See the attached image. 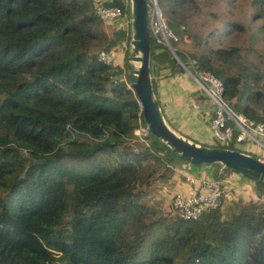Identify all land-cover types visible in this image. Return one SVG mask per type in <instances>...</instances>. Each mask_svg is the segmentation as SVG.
Here are the masks:
<instances>
[{
    "label": "trees",
    "instance_id": "16d2710c",
    "mask_svg": "<svg viewBox=\"0 0 264 264\" xmlns=\"http://www.w3.org/2000/svg\"><path fill=\"white\" fill-rule=\"evenodd\" d=\"M124 1L0 0V264H264V203H220L186 220L151 195L183 159L151 133L136 135L146 124L125 56L98 59L129 36L109 35L96 7ZM157 1L176 53L191 45L187 66L221 80L235 112L264 122V71L221 45L244 22L225 13L207 32L209 13L194 35L188 19L206 0ZM149 36L155 92L162 69H184L150 24Z\"/></svg>",
    "mask_w": 264,
    "mask_h": 264
},
{
    "label": "rangeland",
    "instance_id": "374dc122",
    "mask_svg": "<svg viewBox=\"0 0 264 264\" xmlns=\"http://www.w3.org/2000/svg\"><path fill=\"white\" fill-rule=\"evenodd\" d=\"M93 1L99 4V2L106 1V0H93ZM128 2L130 1L128 0ZM156 2L158 4L157 0ZM209 13H213L216 16L211 14L206 24L207 32L212 29H216V27L218 29L222 26V25H217V26H214V25H216L218 21L220 22L223 19L221 17L225 13L230 14L231 18L235 19V21H240L242 23L244 22L246 30L244 32L243 31H240V32L232 31L233 33L227 36H223L221 45H224V46L235 45V46L240 47L243 55H245L246 57L245 61L248 64L252 65L254 68H257L260 71H264V0H206L202 2L200 10H197V12H195V14L190 16L188 19L189 25L193 26L191 30L194 35H196L197 33H203L204 28L202 25V21L205 19H208ZM216 18H217V22H214ZM103 25H104L106 32L109 35L111 34L112 31H115L121 28L118 22H115V21H113V23L103 22ZM253 33L256 35L257 37L256 39L249 35ZM128 36L129 37L127 39H124L122 43L118 45L119 47L117 49L119 58L121 57V51H123L124 56H125V61H127L128 49L130 48V41H131L130 30L128 32ZM214 45H217V43L214 42ZM180 46L182 49H185V52H183V54L181 55H184L187 59H189L187 53L191 51V45L182 43ZM121 59L122 58H120L119 61H121ZM187 62H189V60ZM188 66L186 63V67ZM193 66H194V63L192 61L190 62V67L188 68L189 69L193 68ZM183 75L184 76L189 75L188 76L190 77L189 80L191 81V83H194L198 92H200V94H203L204 97H207L205 92L201 90V88L197 85L196 80L190 74H188L185 69H184ZM208 100L210 99L208 98ZM209 128H210V121H209V127L207 126L206 128L201 129L202 137L206 138L207 135H210L212 136V141H213L210 144H213L214 146L219 145L215 136L213 135V131L211 130V128L210 129ZM144 130H146V128H139L136 132V135L137 136L145 135L146 133H144ZM243 144L244 145H242V147L239 145H236L234 146V148L243 150V147H246V152L251 153V154H256L260 158L264 159L263 149H261V147L258 144L252 141H245L243 142ZM178 161L179 163L176 164L173 167V169L168 168L166 170L165 180L154 183L155 185L151 188V195H153L155 199L160 202L162 208H164L165 210L171 209L170 208L171 206L169 204L172 201V197L179 190L178 189L176 191L177 183L182 181L187 175H189V173L187 172L185 173V171H182V168L179 165L180 163H185V162L181 159H178ZM201 166L202 165H199V167ZM208 166L210 167L201 168L199 171V173L203 175L202 176L204 177L203 179L209 180V179L216 178V180H219L222 183H224L225 180L230 179L229 181H226V182H229V185L232 191L231 193L224 195V197L221 199V207H220L221 209L226 208L227 206H229L230 203L232 204L233 202H236V201H241L244 203V201L248 199H253V201L264 203V201L257 200L259 197H261L260 194L258 193L261 191L257 190V187H253V190L255 191L254 193H256V195L252 194V189H249L248 187H246V182L249 179H246V180L239 179L238 180L239 174L235 170H232L230 168L226 169L221 164L213 165V170L215 169L218 172L217 176L219 177H215L213 173L212 175L209 176V174H211L209 170L211 169L212 166L211 165H208Z\"/></svg>",
    "mask_w": 264,
    "mask_h": 264
},
{
    "label": "built area",
    "instance_id": "2783aa9c",
    "mask_svg": "<svg viewBox=\"0 0 264 264\" xmlns=\"http://www.w3.org/2000/svg\"><path fill=\"white\" fill-rule=\"evenodd\" d=\"M149 1L150 31L157 42L166 46L170 38L176 40L177 37L166 26L156 0ZM125 4L124 7L98 5L96 14L103 22H118L121 26L120 29L125 30L128 34L131 21L130 3L126 1ZM121 53L124 55L123 51ZM98 59L107 65H115L120 60L118 51L113 49L100 51ZM193 72L196 76L193 78L197 85L215 106L214 116L210 118V128L219 145L232 144L242 147L243 142L252 141L258 144L264 152V122L254 121L243 113L235 112L223 98L224 86L221 80L205 71ZM121 80H125V78L123 77ZM229 180L227 179L222 183L216 179H197L189 174L184 178L187 187L185 189L179 188L172 197V207L182 219H197L203 212L217 208L224 195L231 193L229 182H226Z\"/></svg>",
    "mask_w": 264,
    "mask_h": 264
},
{
    "label": "water",
    "instance_id": "95a60500",
    "mask_svg": "<svg viewBox=\"0 0 264 264\" xmlns=\"http://www.w3.org/2000/svg\"><path fill=\"white\" fill-rule=\"evenodd\" d=\"M129 1L131 41L126 69L129 88L137 96L146 124L144 133H151L188 163L193 165L219 163L264 185V160L258 156L244 153L238 149L197 144L179 135L165 122L152 86L147 3L146 0ZM166 47L183 69L196 78L194 72L186 67L187 58L184 55H178L169 41H167ZM214 110L215 106L212 105L211 111L214 112Z\"/></svg>",
    "mask_w": 264,
    "mask_h": 264
},
{
    "label": "crops",
    "instance_id": "0c3cea01",
    "mask_svg": "<svg viewBox=\"0 0 264 264\" xmlns=\"http://www.w3.org/2000/svg\"><path fill=\"white\" fill-rule=\"evenodd\" d=\"M123 57L124 55L121 53L120 58ZM188 76H184L183 73L172 74L169 68H164L160 71L159 76L154 78L156 80L154 93H156L155 95L158 99L163 117L169 127L179 135L197 144L214 146L213 144H210L213 142L212 136L207 135L206 138H204L201 133V129L206 128L207 126L209 127V121L212 116V103L204 96L202 99L197 100V96L200 92H198L194 83H191L189 80L190 77ZM243 152L251 154L246 152V147H243ZM179 165L181 166L182 171L195 176L197 179L204 178L202 177L203 175L199 173L201 168L210 167L208 165L197 167L186 163H180ZM213 171L212 166L209 170V172H211L209 176L212 175ZM239 179L246 180L247 178L239 175L238 180ZM249 181L251 180L246 182V187L252 189V194L256 195L253 190L255 184L252 181L253 184ZM186 187L187 185L184 183L183 179L177 183L176 191L179 188L185 189ZM260 196L261 197L257 200L264 201V192Z\"/></svg>",
    "mask_w": 264,
    "mask_h": 264
}]
</instances>
